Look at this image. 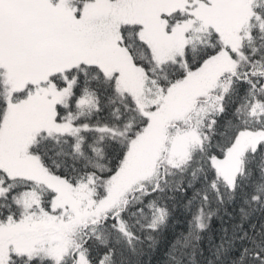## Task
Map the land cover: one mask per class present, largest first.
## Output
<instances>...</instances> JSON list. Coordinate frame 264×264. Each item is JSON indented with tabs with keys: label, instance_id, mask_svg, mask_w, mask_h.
<instances>
[{
	"label": "snow or ice",
	"instance_id": "1",
	"mask_svg": "<svg viewBox=\"0 0 264 264\" xmlns=\"http://www.w3.org/2000/svg\"><path fill=\"white\" fill-rule=\"evenodd\" d=\"M205 233L264 264V0H0V264H184Z\"/></svg>",
	"mask_w": 264,
	"mask_h": 264
},
{
	"label": "trees",
	"instance_id": "2",
	"mask_svg": "<svg viewBox=\"0 0 264 264\" xmlns=\"http://www.w3.org/2000/svg\"><path fill=\"white\" fill-rule=\"evenodd\" d=\"M178 219H180L182 222L185 219L183 216L179 215V213L177 214ZM218 222L217 221H213V231H212V235L215 238V242L218 243L219 242V233L216 231V229L218 228ZM181 227H184V229L186 230L187 225H177L176 226V230L179 231ZM204 235V240L201 241V247L204 249V255L201 256L200 253L197 251L194 258L190 257V256H185L184 257V264H206V257L210 256V252H209V248L211 247L209 239H208V234L205 233ZM164 236L166 237V241H170L174 238V232H173V226H172V222H170L169 228L166 230V232L164 233ZM163 250L166 251V243L165 245L162 246ZM189 253L192 252V249H188L187 250ZM158 257H153V264H155V260ZM159 258H162V256H160ZM148 257H145V260H147Z\"/></svg>",
	"mask_w": 264,
	"mask_h": 264
}]
</instances>
